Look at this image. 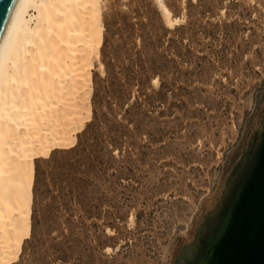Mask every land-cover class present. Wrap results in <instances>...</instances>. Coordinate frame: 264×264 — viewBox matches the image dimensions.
<instances>
[{
  "label": "rangeland",
  "instance_id": "1",
  "mask_svg": "<svg viewBox=\"0 0 264 264\" xmlns=\"http://www.w3.org/2000/svg\"><path fill=\"white\" fill-rule=\"evenodd\" d=\"M163 2L103 1L90 109L4 264H187L215 232L264 126V0Z\"/></svg>",
  "mask_w": 264,
  "mask_h": 264
},
{
  "label": "bare ground",
  "instance_id": "2",
  "mask_svg": "<svg viewBox=\"0 0 264 264\" xmlns=\"http://www.w3.org/2000/svg\"><path fill=\"white\" fill-rule=\"evenodd\" d=\"M103 1L17 0L0 39V264L30 230L36 155L66 145L82 123ZM158 1L166 25L177 21Z\"/></svg>",
  "mask_w": 264,
  "mask_h": 264
},
{
  "label": "water",
  "instance_id": "3",
  "mask_svg": "<svg viewBox=\"0 0 264 264\" xmlns=\"http://www.w3.org/2000/svg\"><path fill=\"white\" fill-rule=\"evenodd\" d=\"M16 2L0 0V39ZM254 152L236 188L224 191L227 204L220 207L215 232L201 239L203 251L187 264H199L209 248L207 264H264V126Z\"/></svg>",
  "mask_w": 264,
  "mask_h": 264
},
{
  "label": "flooded vegetation",
  "instance_id": "4",
  "mask_svg": "<svg viewBox=\"0 0 264 264\" xmlns=\"http://www.w3.org/2000/svg\"><path fill=\"white\" fill-rule=\"evenodd\" d=\"M250 164H251V160H249V161L246 163V165L244 166L242 173L240 174V176H238L237 181H236V183H235V185H234V187H233L232 189L236 188V185H237L238 182L240 181V177H241V175H243V173L246 172V170L248 169V167H249ZM226 204H227V203H226Z\"/></svg>",
  "mask_w": 264,
  "mask_h": 264
}]
</instances>
